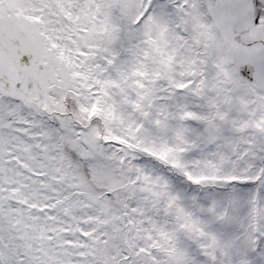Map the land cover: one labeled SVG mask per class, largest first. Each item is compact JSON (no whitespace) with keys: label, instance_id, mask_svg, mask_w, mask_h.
<instances>
[{"label":"snow or ice","instance_id":"snow-or-ice-1","mask_svg":"<svg viewBox=\"0 0 264 264\" xmlns=\"http://www.w3.org/2000/svg\"><path fill=\"white\" fill-rule=\"evenodd\" d=\"M0 264H264V0H0Z\"/></svg>","mask_w":264,"mask_h":264}]
</instances>
